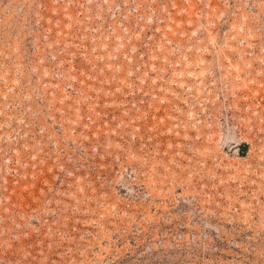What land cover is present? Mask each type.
I'll use <instances>...</instances> for the list:
<instances>
[{
	"label": "rangeland",
	"instance_id": "374dc122",
	"mask_svg": "<svg viewBox=\"0 0 264 264\" xmlns=\"http://www.w3.org/2000/svg\"><path fill=\"white\" fill-rule=\"evenodd\" d=\"M0 264H264V0H0Z\"/></svg>",
	"mask_w": 264,
	"mask_h": 264
}]
</instances>
